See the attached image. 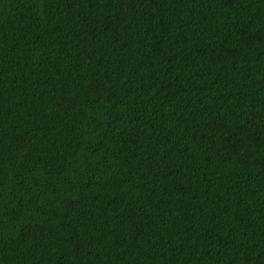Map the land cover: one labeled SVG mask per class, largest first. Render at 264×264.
Segmentation results:
<instances>
[{
	"label": "trees",
	"instance_id": "trees-1",
	"mask_svg": "<svg viewBox=\"0 0 264 264\" xmlns=\"http://www.w3.org/2000/svg\"><path fill=\"white\" fill-rule=\"evenodd\" d=\"M0 264H264V0H0Z\"/></svg>",
	"mask_w": 264,
	"mask_h": 264
}]
</instances>
